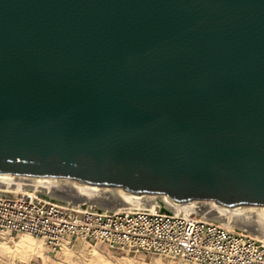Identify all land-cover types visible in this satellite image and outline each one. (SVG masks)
Instances as JSON below:
<instances>
[{"label":"water","instance_id":"95a60500","mask_svg":"<svg viewBox=\"0 0 264 264\" xmlns=\"http://www.w3.org/2000/svg\"><path fill=\"white\" fill-rule=\"evenodd\" d=\"M264 221V0H0V177Z\"/></svg>","mask_w":264,"mask_h":264},{"label":"built area","instance_id":"2783aa9c","mask_svg":"<svg viewBox=\"0 0 264 264\" xmlns=\"http://www.w3.org/2000/svg\"><path fill=\"white\" fill-rule=\"evenodd\" d=\"M25 233L51 251L71 239L103 244L117 254H158L185 264H264V241L195 210H100L54 197L39 188L0 186V236Z\"/></svg>","mask_w":264,"mask_h":264},{"label":"bare ground","instance_id":"6f19581e","mask_svg":"<svg viewBox=\"0 0 264 264\" xmlns=\"http://www.w3.org/2000/svg\"><path fill=\"white\" fill-rule=\"evenodd\" d=\"M19 184H25L31 187L39 188L42 191L47 192L50 195L60 198L64 201H68L69 198L67 200V197H65L64 194L61 195V193H72L73 197L77 199L73 200L72 203L79 201H87L89 203L101 202L104 205L103 209L107 210H130L138 207H146L152 209L156 203H159L162 209L173 213L182 211L189 212L191 210H195L207 220L210 219L215 223L225 225L229 228H233L234 223H239L241 226L244 224V226L252 228V233H255L256 237H260L264 241V221L260 217L259 206L244 205V214L246 213V218H244V220L242 219L243 221L240 220L241 218L233 221H225L218 217H215L214 215H209L212 214L210 210V200H194V203L189 206H175L170 205L165 200L164 195L143 194L141 197L135 199L125 196L119 187L95 186L93 189H85L79 187L75 183V180L72 179L56 178L55 181L46 182L33 176L12 175L10 177H0V186L6 185V188H17ZM206 210V214L209 215L208 217L200 213ZM16 242L19 244V249L22 250V248L24 247L23 249L26 248L28 251H30L29 253L35 252L38 256H41L43 258L44 264H50L47 260V254L42 250L41 243L33 241L32 238H30L26 234L25 236L20 235ZM66 250H69L68 247H66ZM18 252L20 253L19 250ZM21 254H23V251L21 252ZM105 262L107 261L104 254L96 248L92 249V253L88 256L87 264H105ZM61 263L64 264L62 261ZM121 264L135 263L132 261V259H129L126 256L122 257ZM156 264L165 263L162 261H157Z\"/></svg>","mask_w":264,"mask_h":264},{"label":"rangeland","instance_id":"374dc122","mask_svg":"<svg viewBox=\"0 0 264 264\" xmlns=\"http://www.w3.org/2000/svg\"><path fill=\"white\" fill-rule=\"evenodd\" d=\"M63 194L65 195V197H67V200L69 198L68 201L70 202H72L73 200H77L76 198L73 197L72 193H67L68 195L66 193H61V195ZM76 203H84L85 205L92 206L93 208H98L102 211L107 210V209H103L104 205L101 202L100 203H89L87 201H79V202H75L74 204ZM155 205H159L161 207L159 203H156ZM207 210L203 211L204 213L203 212H200V213L204 214L206 217H208L209 215L210 216L213 215V214H209V215L206 214ZM240 218H241L240 220L242 219L244 220V218H246V213L245 214L243 213ZM233 228L245 230L246 232H249L250 234L252 235L254 234V236H256L255 233H252L253 229L244 226V224L241 226L239 223L238 224L234 223ZM20 235L25 236V233L16 234L14 238H9V237H6L5 239L0 238V264H41L42 257L41 256L38 257L37 253L35 252L29 253L30 251H28L26 248L23 249L24 247L23 248L21 247L22 250L19 249L20 248L18 247L19 244L16 241ZM28 236L32 238L33 241L41 243L42 250L47 254V260L49 261L50 264H62L61 261L64 264H87L88 256L92 253V249L96 248L99 251H101L99 248L89 245L88 242H84L81 240H72L70 243H64L61 247V250L51 251L44 244L43 240L34 238L30 235ZM257 238L262 239L260 237H257ZM99 245L100 247H103L102 244H99ZM66 247H68L69 249L68 251L70 252L66 250ZM18 250L20 251V253L18 252ZM22 251H23V254H21ZM101 253L103 252L101 251ZM104 256L107 261L105 262V264H121L122 257H126V256L129 259H132V261L135 264H156L157 261H162L165 264H185L180 261H175L167 257L160 256L158 254L132 256L130 254L126 255V254L106 253L104 254Z\"/></svg>","mask_w":264,"mask_h":264},{"label":"crops","instance_id":"0c3cea01","mask_svg":"<svg viewBox=\"0 0 264 264\" xmlns=\"http://www.w3.org/2000/svg\"><path fill=\"white\" fill-rule=\"evenodd\" d=\"M6 237H9V238H14V236H0V238H2V239H5ZM72 240H78V239H71V241ZM89 245H91V244H89ZM103 245V244H102ZM96 247L97 248H99L104 254H106V253H112V254H117V253H115V252H113V251H111V250H109L105 245H103V247H100V245H96ZM38 256V255H37ZM38 257H40V256H38ZM41 264H43V259L41 258Z\"/></svg>","mask_w":264,"mask_h":264}]
</instances>
